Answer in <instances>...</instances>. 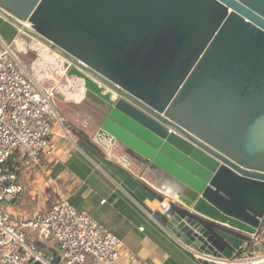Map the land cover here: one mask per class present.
<instances>
[{
    "label": "water",
    "instance_id": "1",
    "mask_svg": "<svg viewBox=\"0 0 264 264\" xmlns=\"http://www.w3.org/2000/svg\"><path fill=\"white\" fill-rule=\"evenodd\" d=\"M0 16L18 30L0 26L6 46H28L24 32L82 81L107 158L146 165L179 196L160 219L198 264L264 251V207L227 189L264 190V0H0Z\"/></svg>",
    "mask_w": 264,
    "mask_h": 264
},
{
    "label": "crops",
    "instance_id": "2",
    "mask_svg": "<svg viewBox=\"0 0 264 264\" xmlns=\"http://www.w3.org/2000/svg\"><path fill=\"white\" fill-rule=\"evenodd\" d=\"M58 127L57 131L53 129L49 154L38 152L44 169L35 165L21 176L25 191L19 202L11 204L14 209L16 205L21 214L31 212L30 219L60 199H67L77 211L89 215L121 241L116 264H198L194 251L175 238L160 219L164 214L161 202L171 197L178 201L175 192L167 196L158 184L155 189H146L143 180L107 158L93 144L73 135L68 125L62 122ZM105 145L110 152V142ZM161 184L167 186L164 181ZM39 204L43 210L37 211ZM29 231L34 235L29 243L44 256L57 253V245L50 237ZM239 263L245 264V259ZM85 264L95 263L87 257Z\"/></svg>",
    "mask_w": 264,
    "mask_h": 264
},
{
    "label": "built area",
    "instance_id": "3",
    "mask_svg": "<svg viewBox=\"0 0 264 264\" xmlns=\"http://www.w3.org/2000/svg\"><path fill=\"white\" fill-rule=\"evenodd\" d=\"M54 99L53 89L39 86L25 72L12 47L0 38V264H85L87 257L95 264H116L121 241L67 199L19 224L12 223L11 213L2 206L22 197L24 173L35 165L44 169L38 152H50L55 133L49 120L61 124ZM172 203L169 198L161 202L164 213L171 210ZM29 230L50 237L57 253L44 256L39 252L28 241ZM194 253L198 259L200 254ZM245 264H264V251L253 261L245 259Z\"/></svg>",
    "mask_w": 264,
    "mask_h": 264
},
{
    "label": "rangeland",
    "instance_id": "4",
    "mask_svg": "<svg viewBox=\"0 0 264 264\" xmlns=\"http://www.w3.org/2000/svg\"><path fill=\"white\" fill-rule=\"evenodd\" d=\"M32 43L31 45L34 46H27L22 39H15L11 47L16 59L21 62L25 72L29 74L39 86L53 89L55 92L54 104L60 122L65 123L66 126L68 125L73 135L79 136L78 133L84 135L98 151H102L106 156L103 149L97 147L94 142V135L101 117L95 104L83 94L85 89L83 88L82 81L77 77L67 76L66 69L63 68V58L35 40H33ZM44 55H49L52 61H47ZM58 122L57 120H49L50 125L56 131L59 129ZM124 160L126 162L122 167L125 166L127 168L126 170L133 176L141 181L143 180L150 189L157 188L155 178L153 174L146 169V165H142L137 161L134 162L127 157H125ZM117 164L122 165L119 162H117ZM171 193L173 194V191H171ZM170 199L177 205L172 197ZM36 202L35 200V203ZM2 206L12 214L11 219L13 224H19L20 221L29 219L28 216L31 214V212L26 215L21 214L20 211H18L19 207H16V205H14L15 209L13 206L5 203H2ZM39 206L36 207V210H43V206L40 204ZM27 236L28 241L34 240L32 239L34 237L33 232L27 231Z\"/></svg>",
    "mask_w": 264,
    "mask_h": 264
},
{
    "label": "bare ground",
    "instance_id": "5",
    "mask_svg": "<svg viewBox=\"0 0 264 264\" xmlns=\"http://www.w3.org/2000/svg\"><path fill=\"white\" fill-rule=\"evenodd\" d=\"M26 27H30L29 23H25ZM0 26L4 27L6 29H10L12 31L17 32L18 30L16 29V27L8 22L6 19H4L3 17L0 16ZM25 37H27L29 39V44L28 46H34L31 45L33 44L32 41L34 40V38L30 37L28 34L21 32ZM44 58L48 61H52V58L49 55H44ZM58 60V59H57ZM57 63V62H56ZM233 185H231L230 187H227V189L229 190V192H231L232 194H235L237 196H239L240 198H242V200L247 203L248 205H250L252 208L256 209V210H262V208L264 207V190H258L257 188H255L254 191L252 192H247L245 189H243L241 186H235L234 183H232ZM161 189L168 191V189L170 190V188H168L166 185H158ZM179 196H177L178 198ZM179 200V198H178ZM193 212L205 216L207 218L213 219L223 225H226L228 227H236V222L232 219V218H227L225 216L224 213L222 212H215L213 211L211 208H207V207H199L197 209H192Z\"/></svg>",
    "mask_w": 264,
    "mask_h": 264
},
{
    "label": "trees",
    "instance_id": "6",
    "mask_svg": "<svg viewBox=\"0 0 264 264\" xmlns=\"http://www.w3.org/2000/svg\"><path fill=\"white\" fill-rule=\"evenodd\" d=\"M78 135L86 142V143H88L89 145H91L92 143H91V141L88 139V138H86L84 135H82L81 133H78ZM144 187L146 188V189H148V187L144 184ZM151 190V189H150ZM161 199V198H160ZM174 209L180 214V215H182V216H184L186 213L185 212H183V210H180V209H178L176 206H174ZM197 219H199V220H201L203 223H205V224H207V225H213V224H210V223H208L207 221H205V220H202V219H200V218H197Z\"/></svg>",
    "mask_w": 264,
    "mask_h": 264
}]
</instances>
